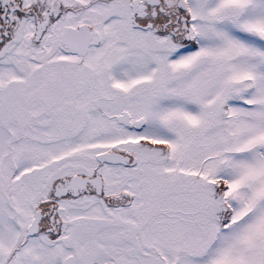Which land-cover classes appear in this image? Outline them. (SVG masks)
Instances as JSON below:
<instances>
[{"label": "snow or ice", "instance_id": "1", "mask_svg": "<svg viewBox=\"0 0 264 264\" xmlns=\"http://www.w3.org/2000/svg\"><path fill=\"white\" fill-rule=\"evenodd\" d=\"M0 264H264V0H0Z\"/></svg>", "mask_w": 264, "mask_h": 264}]
</instances>
